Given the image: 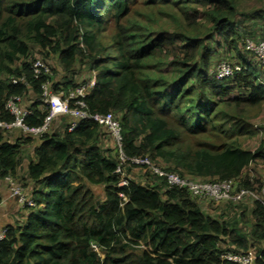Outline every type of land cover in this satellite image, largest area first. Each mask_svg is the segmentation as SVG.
Wrapping results in <instances>:
<instances>
[{
  "label": "trees",
  "instance_id": "trees-1",
  "mask_svg": "<svg viewBox=\"0 0 264 264\" xmlns=\"http://www.w3.org/2000/svg\"><path fill=\"white\" fill-rule=\"evenodd\" d=\"M138 5L174 7L183 24H148L135 17ZM236 14L237 0H0V122L15 120L5 104L21 96L33 110L27 123L40 125L49 113L44 84L68 93L93 77L87 108L118 116L126 155L147 156L183 177L233 180L263 196L255 173L264 142L251 150L241 139L253 135L246 116L264 103V84L235 38ZM215 32L238 58L228 61L244 67L224 79L212 73ZM37 55L46 63L57 57L61 81L51 65L35 73ZM82 65L92 77L79 83ZM59 119L61 129L52 125L41 138L21 133L13 142L0 127V181H20L21 154L36 143L25 179L38 205L23 223L5 226L0 264H237L221 255L248 251L252 241L262 246L253 251L255 264H264L261 200H253L249 238L236 222L205 211L215 201H198L145 167L146 180L120 185L117 153L102 147L110 138L101 126L82 120L70 132L71 117ZM89 186H103L104 200Z\"/></svg>",
  "mask_w": 264,
  "mask_h": 264
},
{
  "label": "built area",
  "instance_id": "built-area-1",
  "mask_svg": "<svg viewBox=\"0 0 264 264\" xmlns=\"http://www.w3.org/2000/svg\"><path fill=\"white\" fill-rule=\"evenodd\" d=\"M246 49L256 56L257 63L264 69V39L253 41L247 39L245 42ZM44 68L46 72H51L49 64L41 58H37L34 63L35 73L38 75ZM244 69L240 64H233L228 60L220 62L212 73L219 79L231 77ZM16 82L15 80H13ZM95 79L92 77L90 81L79 85L76 89L65 93L63 91L55 93L51 90L49 83L43 85V105L49 109V113L40 125H30L27 123V117L33 114V110L24 104L21 96H11L6 101V109L15 117L11 123L0 122V127L7 129L9 132L18 129L22 134L41 138L46 135L57 117H71L68 125L70 132L74 131L82 120H93L98 123L104 132L112 141L113 148L117 153L118 165L116 172L122 178L120 185H127L130 178L127 177L128 169L141 170L145 167L148 172L158 177L166 178L167 183L171 186L187 189L192 196L201 201L204 198L215 202H243L247 198L252 200H261L264 203V195L261 196L255 191L245 188H237V184L233 180H224L221 182H206L191 177H183L175 172H168L154 163L149 157L128 156L123 149V133L119 118L112 112L100 114H91L84 100L88 88L93 85ZM264 84V81L260 79ZM8 184L9 197L18 202V204L26 209L33 210L38 207L32 193L13 177L5 178ZM264 194V185L262 188ZM6 234V228L0 231V239ZM224 260H230L237 264H255V254L252 250L248 251H226L221 255Z\"/></svg>",
  "mask_w": 264,
  "mask_h": 264
},
{
  "label": "rangeland",
  "instance_id": "rangeland-1",
  "mask_svg": "<svg viewBox=\"0 0 264 264\" xmlns=\"http://www.w3.org/2000/svg\"><path fill=\"white\" fill-rule=\"evenodd\" d=\"M136 10L137 11L135 12V17L141 21L147 22L148 24H154L155 22L156 26H164V28H169L170 30H177L178 28H180L179 25L183 24L180 21L184 20V17H180L179 11H176L174 7L164 8L160 5L154 8H147L145 5H138L136 7ZM148 18H150V21L148 20ZM235 21V38H238L241 43L246 42L247 39L253 41L263 40L264 0H237V14L235 16ZM206 31H208V25L203 28V33H205ZM110 34L111 31L109 30L107 32V36H109ZM220 37L221 35L218 32H215L213 34L212 40L208 39V44H210V50H212V52L213 50H215V53L213 55L214 60L212 70L222 60L238 62V58L232 57L231 54L228 55L226 53V44L223 43V40L221 41ZM216 39H218L219 42L215 41ZM39 55H37L38 58H40ZM247 56L252 62L253 66L257 68L259 72V78L264 81V69L261 68L257 63L256 56L251 52H249ZM48 62L50 64H47H49V66L51 65V67L54 69V79L57 81H61L64 77V72L58 62L57 57L52 55ZM78 69L79 74L77 76V82L83 83L88 81L92 77L91 72L85 65L80 66ZM246 117L247 121L252 126L253 135L242 138L241 142L242 145L246 148L256 150L264 142V103L253 108ZM61 123L62 125H64L65 122L62 121V119L56 120L54 122L53 127H55V131H57L59 128H62V126H60ZM18 131V129H13L8 133L12 137L13 141L15 140V138H17L19 133ZM101 145L103 148H107L110 149V151H113V144L110 139H102ZM35 147L36 143L26 145L24 147L23 153L21 154L20 175L18 177L23 187L27 188L28 190L31 189L34 184H30V182H28V180L25 179L23 175L24 169L26 168L28 162L27 159H31V155H34L33 153ZM256 170L257 173H255V175L259 173V175L264 181V163L259 161V165L256 166ZM125 175L137 182H143L144 180H146L145 174L138 169H128ZM89 187L96 194L99 200H104L105 195L103 186ZM253 203V200L250 198H247L243 202L237 203L216 202L210 203L209 206L206 207L205 211L211 216H222V218H225L230 222H236L242 234L247 235L249 236V238H251L254 225V221L251 216V209L253 207ZM7 208L11 210V213H13V222L21 221V219L25 217L27 211V209L21 207L16 200L14 201V203H7ZM252 244L253 248L250 249L252 251L258 250L262 247L260 243H255L254 241H252Z\"/></svg>",
  "mask_w": 264,
  "mask_h": 264
},
{
  "label": "crops",
  "instance_id": "crops-1",
  "mask_svg": "<svg viewBox=\"0 0 264 264\" xmlns=\"http://www.w3.org/2000/svg\"><path fill=\"white\" fill-rule=\"evenodd\" d=\"M18 132L19 133H18L17 138L21 136V132L20 131ZM17 138H15V140ZM10 140L13 142V139L11 136H10ZM31 159H34V155H31ZM31 159H27L28 161L27 165ZM27 165H26V168L24 169V175H23L25 178H27ZM19 175H20V170H19L18 176ZM0 195L2 197V201L0 203V228H1L0 231L4 229L5 226L8 224H14L16 222L23 223L26 220L27 215L29 214V210L26 211L25 217L22 218L21 221L13 222V213H11V210L7 208V203L9 202L14 203L15 200L9 197L8 184L6 183L5 180L0 181Z\"/></svg>",
  "mask_w": 264,
  "mask_h": 264
},
{
  "label": "clouds",
  "instance_id": "clouds-1",
  "mask_svg": "<svg viewBox=\"0 0 264 264\" xmlns=\"http://www.w3.org/2000/svg\"><path fill=\"white\" fill-rule=\"evenodd\" d=\"M30 210V209H29Z\"/></svg>",
  "mask_w": 264,
  "mask_h": 264
}]
</instances>
